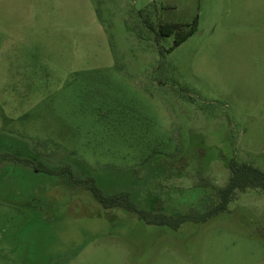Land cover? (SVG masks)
<instances>
[{
	"label": "rangeland",
	"instance_id": "rangeland-1",
	"mask_svg": "<svg viewBox=\"0 0 264 264\" xmlns=\"http://www.w3.org/2000/svg\"><path fill=\"white\" fill-rule=\"evenodd\" d=\"M233 159L264 172V0H0V264H264L263 191L174 230L86 184L202 214Z\"/></svg>",
	"mask_w": 264,
	"mask_h": 264
},
{
	"label": "trees",
	"instance_id": "trees-1",
	"mask_svg": "<svg viewBox=\"0 0 264 264\" xmlns=\"http://www.w3.org/2000/svg\"><path fill=\"white\" fill-rule=\"evenodd\" d=\"M148 27L156 32L157 36L170 37L175 35L173 47L169 49L168 52H171L174 48L180 46L197 31L196 21L188 25L186 30L183 29L184 25L180 23H165L158 28H154L151 24H148ZM27 163L31 164L35 171L46 173L48 175H58L69 172L67 168H63L56 172L51 169L42 168L40 165L28 161ZM228 169L230 172L229 179L224 187L218 189V204L215 207L202 214H179L174 217L166 216L162 213H156L151 210L141 209L131 201L128 194L105 196L92 180H88L86 184L92 195L105 209H123L127 212L134 213L139 220L147 225L167 226L177 230L183 223H204L210 218L226 211L229 203L235 198L237 193H244L248 190L264 192V172L258 168L247 163H238L233 159L229 162Z\"/></svg>",
	"mask_w": 264,
	"mask_h": 264
}]
</instances>
